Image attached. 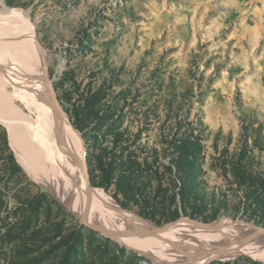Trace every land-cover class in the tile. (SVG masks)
Returning a JSON list of instances; mask_svg holds the SVG:
<instances>
[{
    "label": "rangeland",
    "instance_id": "374dc122",
    "mask_svg": "<svg viewBox=\"0 0 264 264\" xmlns=\"http://www.w3.org/2000/svg\"><path fill=\"white\" fill-rule=\"evenodd\" d=\"M2 1L27 13L46 52L59 105L82 131L91 187L159 229L181 218L264 229V0ZM3 47L0 264L36 254L20 256L8 236L27 225L34 198L40 225L61 224L53 243L80 229L87 249L157 264L90 230L22 167L4 119L36 121L43 93L37 64L23 61L26 73L13 61L21 52ZM203 264L264 262L242 254Z\"/></svg>",
    "mask_w": 264,
    "mask_h": 264
},
{
    "label": "bare ground",
    "instance_id": "6f19581e",
    "mask_svg": "<svg viewBox=\"0 0 264 264\" xmlns=\"http://www.w3.org/2000/svg\"><path fill=\"white\" fill-rule=\"evenodd\" d=\"M2 26H5L4 29ZM0 35L15 41L12 43L0 40V46L21 52L19 56L14 53L17 56L14 55L13 58L16 66L26 72L27 69L22 66L23 61L30 63L33 60L37 64L43 93V100L37 105L39 113L36 121L12 115H7L4 119L10 145L19 153V161L31 178L76 214L82 223L107 231L115 241L127 246L128 248L123 247L130 248L129 250L135 249L167 262L183 264L198 258H204L206 261L229 260L242 254H248L264 262V242L236 240L254 233L255 229L252 226L242 224L244 229L242 231L237 226L223 225L227 224L225 222L221 223V226L213 224L203 227L188 221H178L159 229L131 212L122 210L102 190L85 184L81 167L83 151L80 139L74 134L60 131L57 127L56 117L66 125L68 120L55 104L57 116L54 114L52 103L56 102L48 96L44 73L47 58L38 49L39 43L28 21V15L6 8L2 0ZM26 77L23 78L25 81ZM22 84L24 85V82ZM28 88L24 86L27 106L30 105L31 96ZM71 143L76 147L78 157L70 155ZM246 228L248 231L244 233ZM116 235H123L124 238H117ZM224 244L225 247L220 249Z\"/></svg>",
    "mask_w": 264,
    "mask_h": 264
},
{
    "label": "trees",
    "instance_id": "16d2710c",
    "mask_svg": "<svg viewBox=\"0 0 264 264\" xmlns=\"http://www.w3.org/2000/svg\"><path fill=\"white\" fill-rule=\"evenodd\" d=\"M7 5L12 6V3L8 1ZM75 128L82 133L78 126H75ZM92 186L107 190L104 184L96 186L92 182ZM34 200L35 203L27 211V213L29 212L26 218L27 225L19 226L16 223L11 226L8 235L9 239L16 240L21 245L23 250H20L19 254H22L20 256L29 257V255L36 253L27 259L28 264H133L130 260H120L115 254L106 255L100 248H98L99 253L94 248V250L92 248L87 249L88 244L91 245L92 243L91 239L89 238V243H86V237L80 229H66L67 232L64 233L60 241L56 244L53 243V238L62 233L60 232L62 230L61 224L51 225L45 222L46 226L40 225L39 220L42 217L43 200L39 198H34ZM118 203L123 209H128L129 207L125 203L122 204L119 201ZM28 204L30 203L28 202Z\"/></svg>",
    "mask_w": 264,
    "mask_h": 264
},
{
    "label": "water",
    "instance_id": "95a60500",
    "mask_svg": "<svg viewBox=\"0 0 264 264\" xmlns=\"http://www.w3.org/2000/svg\"><path fill=\"white\" fill-rule=\"evenodd\" d=\"M0 40L6 41V42H12V43L15 42L13 39H11V38H9L7 36H4V35H0ZM38 49L46 55V52L40 46V44L38 46ZM46 58H47V56H46ZM47 62H48V59H47ZM47 62H46L45 67H44V73H45V77H46V88H47L48 96H50L56 102V103H52V106H53V109H54L53 110L54 111V114H55V116H57V110H56L55 105H57L60 109H61V107H60L59 102H58L57 97H56L55 88H54L52 79L50 77V73H49L48 68H47ZM66 117H67V120H68V125L64 124V122L62 120H58L57 117H56L57 127H58V129L60 131L74 134V135L78 136V138L80 139V142H81V145H82V151H83L82 160H81V164H82V166H81L82 167V175L84 177L85 184H89L90 185V182H89V170H88V157H87V151H86V148H85V145H84V141H83L82 135L75 128V126L72 124V121L69 118V116L66 115ZM179 221H188V222H191V223H194V224L203 226V227L209 226V225L200 224V223H198L195 220H189L188 218H181ZM177 222H175L173 224H176ZM240 223L243 224V225H245V226H247V227L248 226H251V225H247L243 221H240ZM173 224H171V225H173ZM84 225H86L93 232H96V233H98V234H100L102 236H105V237L112 238L111 237L112 235H109V233L107 231H105V230H102V229H99V228H95V227H93L91 225H88L87 223H85ZM252 227L255 229V232L254 233L247 234L243 238H237L236 240L237 241H241V240H243V241H250V240H252V241L264 242V234L257 233V232L264 233V229L261 228V227H256V226H252ZM116 236H117V238H122V239L124 238L123 235H116ZM225 245L226 244H224L223 246H221L220 249L223 248V247H225ZM131 251L134 254H136L137 256L141 257V258H144L146 260L152 261V262L157 263V264H178V263L167 262V261H165L162 258L157 257V256L145 255L144 253L139 252V251H137L135 249H132ZM205 262H206V259H204V258H198V259L190 260V261L185 262L183 264H203Z\"/></svg>",
    "mask_w": 264,
    "mask_h": 264
}]
</instances>
